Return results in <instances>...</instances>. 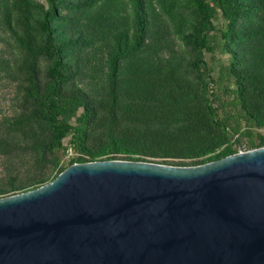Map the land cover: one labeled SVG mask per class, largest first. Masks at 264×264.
<instances>
[{
	"label": "trees",
	"instance_id": "1",
	"mask_svg": "<svg viewBox=\"0 0 264 264\" xmlns=\"http://www.w3.org/2000/svg\"><path fill=\"white\" fill-rule=\"evenodd\" d=\"M3 82L0 197L73 163L263 147L264 0H0Z\"/></svg>",
	"mask_w": 264,
	"mask_h": 264
},
{
	"label": "water",
	"instance_id": "2",
	"mask_svg": "<svg viewBox=\"0 0 264 264\" xmlns=\"http://www.w3.org/2000/svg\"><path fill=\"white\" fill-rule=\"evenodd\" d=\"M0 264H264V146L73 163L0 197Z\"/></svg>",
	"mask_w": 264,
	"mask_h": 264
},
{
	"label": "rangeland",
	"instance_id": "3",
	"mask_svg": "<svg viewBox=\"0 0 264 264\" xmlns=\"http://www.w3.org/2000/svg\"><path fill=\"white\" fill-rule=\"evenodd\" d=\"M221 24V20L219 21ZM216 58L217 60L215 61V67L216 69L219 67L220 63H226L228 61V55L225 53H221L218 51L216 53ZM13 96V88L12 86H9L6 82L0 83V116L3 114H8L11 112V98ZM264 133V130H261ZM241 151H246V150H241ZM67 157L64 158L66 161ZM1 159H0V173H3L2 169V164H1Z\"/></svg>",
	"mask_w": 264,
	"mask_h": 264
},
{
	"label": "built area",
	"instance_id": "4",
	"mask_svg": "<svg viewBox=\"0 0 264 264\" xmlns=\"http://www.w3.org/2000/svg\"><path fill=\"white\" fill-rule=\"evenodd\" d=\"M70 154H71V151H70Z\"/></svg>",
	"mask_w": 264,
	"mask_h": 264
}]
</instances>
